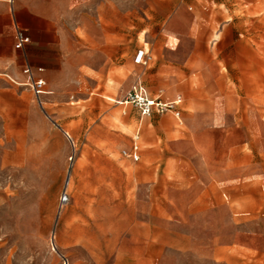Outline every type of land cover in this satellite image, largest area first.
<instances>
[{
    "label": "rangeland",
    "instance_id": "374dc122",
    "mask_svg": "<svg viewBox=\"0 0 264 264\" xmlns=\"http://www.w3.org/2000/svg\"><path fill=\"white\" fill-rule=\"evenodd\" d=\"M128 2L98 23L108 68L83 56L43 107L0 95V264H264V0ZM137 82L180 114L118 103Z\"/></svg>",
    "mask_w": 264,
    "mask_h": 264
},
{
    "label": "crops",
    "instance_id": "0c3cea01",
    "mask_svg": "<svg viewBox=\"0 0 264 264\" xmlns=\"http://www.w3.org/2000/svg\"><path fill=\"white\" fill-rule=\"evenodd\" d=\"M90 1L92 0H0V88L3 89L0 90V95L23 97L29 91L38 102L26 85V77L22 72L26 65L31 66L34 76L42 77L46 82L45 92L39 96L42 107L47 96L54 93L47 87H61L70 79L76 81L77 69L82 64H89L87 57L83 56H91L92 61V56L100 58L101 68H108V59L110 55H114L118 46H109L108 36L98 23H134L139 17L134 14V3L128 2L133 0H99L94 16L88 10ZM175 21L176 17L167 18L166 14L158 19V22L168 23L170 31ZM17 30L28 38L20 48H15ZM87 40L96 46L89 45ZM139 49H143L146 54L148 52L144 46ZM38 68H42V71H38ZM158 95L172 99L178 94L170 98L158 91L150 96ZM23 100L20 109L22 114H39L34 108L30 110L28 101Z\"/></svg>",
    "mask_w": 264,
    "mask_h": 264
},
{
    "label": "built area",
    "instance_id": "2783aa9c",
    "mask_svg": "<svg viewBox=\"0 0 264 264\" xmlns=\"http://www.w3.org/2000/svg\"><path fill=\"white\" fill-rule=\"evenodd\" d=\"M28 41V38L22 31L17 30L15 34V48H20L24 42ZM148 62L147 54L143 49H139L134 56V63L146 65ZM38 71H42V68H38ZM23 74L26 77V85L33 92L37 100L39 96L45 92L46 82L42 77L34 76V72L30 65H26L22 69ZM132 102L136 105L141 116H150L152 114H159L163 112H172L177 116L180 114V104L182 102V96L176 95L172 99L163 98L161 95L151 97L146 89L139 83H135L125 94L122 103ZM138 133L136 132L133 144L130 149H123L122 155L128 157L134 161L140 158V144L138 142ZM68 200V195L63 192L60 195V205L64 204Z\"/></svg>",
    "mask_w": 264,
    "mask_h": 264
},
{
    "label": "bare ground",
    "instance_id": "6f19581e",
    "mask_svg": "<svg viewBox=\"0 0 264 264\" xmlns=\"http://www.w3.org/2000/svg\"><path fill=\"white\" fill-rule=\"evenodd\" d=\"M120 102H121V100L118 101V103H120ZM68 183H69V179L68 180L66 179L65 184H68Z\"/></svg>",
    "mask_w": 264,
    "mask_h": 264
}]
</instances>
